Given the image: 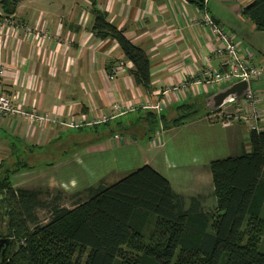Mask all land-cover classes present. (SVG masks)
Segmentation results:
<instances>
[{
    "label": "crops",
    "instance_id": "1",
    "mask_svg": "<svg viewBox=\"0 0 264 264\" xmlns=\"http://www.w3.org/2000/svg\"><path fill=\"white\" fill-rule=\"evenodd\" d=\"M251 1L220 5L246 19L242 8ZM202 3L203 8L190 0H72L69 4L63 0H24L13 15L4 14L0 7V21L18 26L7 24L0 34L2 93L22 111L36 110L82 125L68 129L52 121L31 123L18 115L0 114V180L14 171L10 176L14 188L47 187L77 194L82 192L77 191L79 186L87 189L110 184L108 172H99L104 165L93 164L105 159L104 155H112L114 162L120 153L129 158L138 156L142 166L157 155L151 158L144 154V145L149 149L164 147L167 151L158 155L164 154L168 166L182 169L188 162L193 165L200 160L195 156L187 160L175 147L176 142L192 145L198 153L195 146L206 150L210 141L221 142V152L230 156L240 154L242 148L249 150L250 131L241 121L223 126L208 114L188 117L181 123L173 121L182 112L181 105H188L196 114L199 109L206 111V99L215 93L200 82L207 68L221 66L215 53L218 42L211 27L203 25V15L209 14L217 25L236 33L241 26L242 19H228L212 0ZM93 6L106 12L111 23L146 51L151 63L149 90L136 85L133 64L118 42L93 34ZM246 21L256 32L254 23L249 18ZM23 25L32 27L36 35L26 36ZM46 34L50 37H43ZM242 41L259 64L264 57L257 62L256 52ZM113 73L116 75L111 79ZM160 101L165 105L159 111L148 108ZM115 103L135 109L103 125L89 123ZM153 115L164 117L158 126ZM44 156L56 164L36 171L38 158Z\"/></svg>",
    "mask_w": 264,
    "mask_h": 264
},
{
    "label": "trees",
    "instance_id": "2",
    "mask_svg": "<svg viewBox=\"0 0 264 264\" xmlns=\"http://www.w3.org/2000/svg\"><path fill=\"white\" fill-rule=\"evenodd\" d=\"M23 1L0 0V7L13 15ZM190 1L204 7L203 0ZM92 12L93 34L115 39L133 64L136 85L149 90L146 51L111 23L106 12L95 6ZM242 15L264 30V0L246 4ZM180 108L184 114L174 123L196 115L188 105ZM153 118L158 126L164 117ZM249 142V150L210 163L216 199L211 211L202 210L200 197H192L187 206L170 181L149 164L112 184L70 195L71 207L60 203L63 191L14 188L12 171L0 180L8 211L0 237L14 240L5 264H264L259 250L264 234V131H250ZM40 208L48 211L46 221L39 217Z\"/></svg>",
    "mask_w": 264,
    "mask_h": 264
},
{
    "label": "rangeland",
    "instance_id": "3",
    "mask_svg": "<svg viewBox=\"0 0 264 264\" xmlns=\"http://www.w3.org/2000/svg\"><path fill=\"white\" fill-rule=\"evenodd\" d=\"M65 3L69 4L72 0H63ZM220 3L223 4H232L231 1L229 0H212V4H214L215 6L219 7V9L222 11V13L224 15H226V17L230 20H234V19H239L241 20V26L240 29H238L237 33L233 30H231V32L233 33V35L235 36V40L237 42H239L240 44L242 39L245 40V42L247 44L250 45V47L253 49L254 52H256V56H258L257 58V62L260 58L264 57V30H257L255 29L256 32L251 31L252 25L250 22H245V18H241V16L239 15L234 16L232 10H230V8H227L226 5L222 6V4L220 5ZM236 3V2H234ZM9 24V23H8ZM9 25H13V24H9ZM14 26V25H13ZM24 29H26V27L28 25H23ZM17 25L15 23L14 28L17 29ZM14 30V37H17L18 35V30ZM17 31V32H16ZM25 34L26 36H31L29 35L26 30H25ZM242 38V39H241ZM243 42V41H242ZM263 69H264V58L260 61L259 63ZM250 87L252 89H258V90H264V78L260 79V80H256L254 82H251ZM220 87H216L214 89L215 92H217L218 90H220ZM213 94V93H212ZM165 105V102H164ZM134 107V106H133ZM260 108H264V103H262L260 105ZM234 110V106L231 105L230 107L227 108L228 112H231ZM226 111V109H225ZM129 114V113H128ZM181 114H184L183 110L182 112H179V114H177L175 117L176 118H180ZM206 114H208L209 118L212 121L218 122L217 119L215 117H213V115H211L210 113L207 112V110L205 111L204 109H199V113L194 115L195 117H199V118H204L206 116ZM224 114L226 115V112H224ZM193 115H190V117ZM220 115L217 116V118L219 119ZM118 118V117H117ZM115 119H112L110 121H107L106 123L112 122ZM103 123V124H106ZM220 123V122H219ZM103 124H98V125H103ZM98 125H92V126H98ZM82 126L78 127V128H73V129H79ZM68 129H72V128H68ZM142 144V143H141ZM224 145L221 144V142L219 141H210L209 145L207 147L206 150L200 149L198 147L195 146V148L199 149V153L194 149V146H188L187 144H183L182 146H180V142H176L175 143V147L179 150L181 149L184 154L185 157L187 158V160H193L194 156L196 157V159H199L200 161L195 163V164H190V162L187 163V165H185L182 169L180 168H172L170 166H168V162H166L164 154L161 155L163 153V151H167V149H165L164 147L160 148V147H151L150 149L148 148L147 145H144L143 147V153L149 155V157L153 158V156L155 154V160L152 161L149 164L152 168L156 169L157 171H159L162 175H164L171 183V185L173 186L174 190L181 192L182 196L185 198L186 200V204L187 206H191V201L190 199L192 197H200L199 200V206L202 208V210L204 211H211L215 208L216 206V199L215 196L213 195V181H212V174H211V170H210V163L214 160H218V159H223V158H227L230 155L227 154H223L221 152V147H223ZM142 149V146H141ZM243 148L241 149L242 152ZM142 151V150H141ZM158 152L161 153L160 155H158ZM233 152H239V150L237 151H233ZM166 154V153H165ZM106 156L105 159H99L98 161L94 162V165H104L102 167L99 168V172L103 173V172H108L107 174V179L108 182H110V184L114 183L115 181L119 180L123 174H128L130 172H132L133 170H135L136 168H139L140 165L139 162L137 161L138 156H132V157H127L126 155H124L123 153H120V157L116 159V162H114L111 158L112 155H110V157L108 155H104ZM161 156L163 157V159L161 160ZM234 156V155H231ZM131 159V160H130ZM52 160L51 157L49 156H44L43 158H38L36 164H35V168L36 171H42V169L51 167L52 164H56V161L54 163H49ZM130 160V161H129ZM121 166V167H119ZM143 166V165H142ZM141 167V166H140ZM117 168V170H112ZM19 173H25L23 172H19ZM85 177H82L81 179L83 183L86 182V179H84ZM42 188H47V187H42ZM84 185L83 186H79V188H77V191H83L85 189ZM82 189V190H81ZM59 191L58 189H51L52 193H55ZM64 194V198L61 200L60 203H63V205H66L67 207H71L72 204L74 203L73 200L74 198H70L69 196L72 195L70 193H74V192H68V191H63ZM84 197V195H82ZM49 199V198H47ZM38 214L39 217L43 220L46 221L49 214L48 211L46 209L40 208L38 210ZM260 215H262L264 217V202H263V208L262 211H260ZM2 220L0 219V229L1 228H5L4 224L1 222ZM152 226H150L151 228ZM3 231V230H2ZM5 233L3 232V235ZM16 244L15 247L16 248ZM259 250L261 252H264V234L261 237V241L259 243Z\"/></svg>",
    "mask_w": 264,
    "mask_h": 264
},
{
    "label": "built area",
    "instance_id": "4",
    "mask_svg": "<svg viewBox=\"0 0 264 264\" xmlns=\"http://www.w3.org/2000/svg\"><path fill=\"white\" fill-rule=\"evenodd\" d=\"M229 1L232 2L235 0ZM202 22L203 25L209 26L212 29L218 42L215 53L221 61L220 68H214L211 66L205 70L203 73L204 79L200 80L204 86H209L211 90H214L216 87L222 89L243 79H246L250 85L251 82L260 80L264 77L263 67L254 62L253 55L246 49V47L235 40V36L230 30H226L217 25L212 16L207 13L203 15ZM7 24L8 23L0 21V34L4 33L7 29ZM25 30L31 35V37L36 35V31L30 26H27ZM45 36L50 37L48 34L43 37ZM115 73L110 75L111 79L114 78L116 75ZM3 74L4 67L3 65H0V76ZM165 92H169V89ZM163 103L164 101H160L155 105L148 106V108H153L159 111L161 107H163ZM262 103H264V90H255L250 87L242 97L230 101L210 114L213 115V117H215L223 126H229L234 121H241L247 126L249 131H264V108H260ZM231 105L234 106V110L228 112L227 108ZM134 109L135 107L133 106H124L120 103H115L108 112L91 118L89 123L92 125L103 124L107 121L123 116ZM224 112H226V115ZM0 114L18 115L31 123L52 121L53 123H58L61 124V126L72 129L82 126L76 120L59 121L48 114L40 113L36 110H31L29 112L22 111L20 108L13 105L11 99L2 93L1 90ZM218 115H220L219 119L217 118ZM115 138H118V136L116 135Z\"/></svg>",
    "mask_w": 264,
    "mask_h": 264
},
{
    "label": "water",
    "instance_id": "5",
    "mask_svg": "<svg viewBox=\"0 0 264 264\" xmlns=\"http://www.w3.org/2000/svg\"><path fill=\"white\" fill-rule=\"evenodd\" d=\"M249 88L250 85L246 79L232 83L231 85H228L211 94L206 99V108L210 112H214L230 101L242 97L249 90ZM7 216L8 211L5 206V194L3 191H0V219L3 224L6 223ZM13 245V239L9 237H0V264H5L8 261Z\"/></svg>",
    "mask_w": 264,
    "mask_h": 264
}]
</instances>
